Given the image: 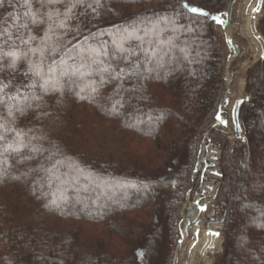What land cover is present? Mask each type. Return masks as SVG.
Wrapping results in <instances>:
<instances>
[{
  "label": "trees",
  "instance_id": "obj_1",
  "mask_svg": "<svg viewBox=\"0 0 264 264\" xmlns=\"http://www.w3.org/2000/svg\"><path fill=\"white\" fill-rule=\"evenodd\" d=\"M228 1L84 0L46 42L56 51L45 52L41 77L28 72L40 62L31 53L15 71H0L3 94L38 97L14 118L0 105L8 129L0 128V264L172 263L179 211L198 181L199 139L220 110L227 51L216 19ZM67 4L31 0L44 20L32 24L25 0H2L0 31L15 40L4 51L27 49L21 32L41 46L46 13L59 10L63 20ZM121 33L129 38L117 52ZM246 91L238 116L245 142L222 159L214 264H264V60L248 72ZM18 139L28 147L6 151Z\"/></svg>",
  "mask_w": 264,
  "mask_h": 264
},
{
  "label": "rangeland",
  "instance_id": "obj_2",
  "mask_svg": "<svg viewBox=\"0 0 264 264\" xmlns=\"http://www.w3.org/2000/svg\"><path fill=\"white\" fill-rule=\"evenodd\" d=\"M233 3L231 4V2ZM249 0H229L224 12L218 17L217 19V29L219 31V35L221 37L222 42L224 43L227 51V59L224 67V90L222 93L221 101H220V110H225V117L223 120L228 121V113L226 110V100H225V92L227 91L226 88V74H230L233 70L237 68L239 64H241L245 59L250 58L252 55L259 53V51H255L256 48L249 39L246 37V35L242 31V23L244 19V13H245V6L248 3ZM264 0H262L263 3ZM231 6V9L229 10V7ZM260 16L256 20V29L258 31V21L262 16L263 8L260 10ZM226 17L229 19V25L225 26V20ZM228 30V31H227ZM259 32V31H258ZM260 33V32H259ZM261 35V33H260ZM262 36V35H261ZM263 38V37H262ZM264 41V38H263ZM232 44L236 47V52L232 51ZM232 56V57H231ZM255 56V55H254ZM264 60V56L258 57L256 60H254L253 64L248 69L245 81H244V96L245 99L247 96H249L248 92L246 91V82H247V76L248 72L260 61ZM242 102V105L245 104L247 101ZM241 106V105H240ZM240 108V107H239ZM239 112V110H238ZM239 116V113H238ZM239 121V119H238ZM240 123V122H239ZM241 127V126H240ZM206 134V135H204ZM232 134H234V131L228 126H221L220 123H216L215 121H212L208 128L204 130L200 136L198 147L204 142V143H211V146L219 152L220 158V167L222 172L223 171V163L221 162L224 156V151L230 150L233 148L239 147L241 144L245 142V133L241 130L242 138H233ZM217 155V153H215ZM223 180V179H222ZM193 181V178H192ZM222 184V183H221ZM221 186V185H220ZM200 182H196V184L191 183L189 189L185 193L184 200L181 205V210H184L187 203H191V199L193 198L194 191L199 189ZM219 190L217 192V196L215 198H211V204L215 203L214 209L211 211L214 213L217 217H222L223 214V201L219 197ZM212 197V196H210ZM210 199V198H209ZM213 201V202H212ZM212 207H209V209ZM210 211H206L205 217H208ZM222 214V215H221ZM214 216V214H213ZM179 217L180 211H179ZM204 223V222H203ZM202 223V224H203ZM222 224L224 222H221ZM203 228V227H202ZM201 233V231H200ZM189 234H191V231H189ZM220 236L218 237V245L213 249H208L206 251V254L209 258L212 259V262L210 264H214L219 255H220V246L222 244V231L220 230ZM189 241H191L190 238L186 235V239H184V243L182 244L181 248L179 249V262L178 264H186V262H191V264H199L196 260V258L199 257V262L202 263L201 260H203L202 256L199 254L198 249L199 245H201V241L196 244V246L193 247V249H188L187 246H189ZM203 245H201L202 247ZM191 250H194L193 252ZM178 252V251H177ZM190 255H193L192 258H189Z\"/></svg>",
  "mask_w": 264,
  "mask_h": 264
},
{
  "label": "snow or ice",
  "instance_id": "obj_3",
  "mask_svg": "<svg viewBox=\"0 0 264 264\" xmlns=\"http://www.w3.org/2000/svg\"><path fill=\"white\" fill-rule=\"evenodd\" d=\"M0 2H2V0H0ZM39 2L41 4V7H45V6H54L57 4H62L64 3V0H39ZM95 3L97 4V6H100L101 0H95ZM25 4L29 8V11L25 12L24 16L28 17L32 24L43 23L44 20L42 18V15H38L37 12L31 11V7H32L31 0H25ZM83 4H84V0H68V4L66 6V11L64 13L63 20L58 19L60 16L59 10H53V11H49L48 13H46L47 19L49 21V25H48V30L45 33V36L42 38L41 46L31 47V42L34 41L36 37L28 36V38L25 39L24 34L21 32L19 33V35L16 36V39L20 41L21 45L28 46L27 49L21 50L19 48H12V50L4 51L3 45L8 44L9 41H12V44L15 45V40L13 39L12 33L9 31L8 28H4L2 31H0V38L6 37V39H3L2 43H0V71L5 70V68L15 71L17 67V62L20 59L28 58L29 53H31L33 55H39L40 62L35 63V64L32 62H29L28 72H30L33 76L41 77L42 76L41 65H42L45 52L49 51V48L51 49V51H56L55 47L48 45L46 42L51 40V34H54L55 27L64 28L65 22L71 19L73 10L77 8L78 6H83ZM90 6L91 5H89V7ZM190 11L193 13L199 12L202 15H207V13H203L201 12L200 9L195 8V7H192ZM213 19H216V17H213ZM17 20H19V17L17 18ZM15 26L16 25H13V27ZM27 27H28L27 22L19 24V28H27ZM128 38L129 37L125 33H121L113 41L114 45L116 46L117 52H124L126 50L123 46V42L127 40ZM7 58H10V62L7 64H4L3 61ZM104 70L108 71L107 68H105ZM28 72H26L25 75H27ZM49 72H51V69H49ZM38 83H39L38 81L34 82L30 84L28 87L35 88L37 87ZM7 87L8 85H0V105L8 108L9 117L14 118L15 113H19L20 115H23L28 109L33 107L32 100L38 99V97L34 95L31 97L28 95H24L22 99L18 98L17 96H6V94H3V93H4V89ZM39 87H41L45 91L47 90L44 84H39ZM93 91H95V89H93ZM8 101H14V103L11 104V106H9V104L7 103ZM0 128H4V125L0 124ZM4 131H8V129L4 128ZM23 135H24L23 133H19V132L17 133L18 138L22 137ZM4 139L5 137L3 135H0V140H4ZM27 147L28 145L24 144L22 140L18 139V141L15 142L14 145H9L6 151H11L13 153L19 154L21 153L22 149H25ZM32 150L36 151L38 149H36L35 146H32Z\"/></svg>",
  "mask_w": 264,
  "mask_h": 264
},
{
  "label": "bare ground",
  "instance_id": "obj_4",
  "mask_svg": "<svg viewBox=\"0 0 264 264\" xmlns=\"http://www.w3.org/2000/svg\"><path fill=\"white\" fill-rule=\"evenodd\" d=\"M233 1L231 2V4ZM260 7H261V0H249L248 3L245 6V15L242 23V31L246 35V37L249 39L251 44H253L256 48L255 52L256 54L252 55L250 58L245 59L241 64L237 66L235 70H233L230 74H226V88L227 91L225 92V100H226V110L228 113V121L227 126L228 128L232 129L234 131V134H232L233 138H238L240 136L239 134V125L237 123V115L240 105L245 99L244 96V81L245 76L250 68V66L253 64L254 60H256L258 57L264 56V41L260 33L256 29V20L260 16ZM231 9V6L229 7V10ZM228 31V30H227ZM232 51L236 52V47L232 44ZM232 57V56H231ZM192 210V211H191ZM189 211H191L189 213ZM184 214V224L187 223V221H192V218L197 215L196 209L193 208L191 204L187 205L185 210L183 211ZM204 212H200L198 214V224L194 226L192 229L196 230L199 228V222L203 220ZM208 236V237H206ZM202 237L203 239L208 240L209 247L205 244L204 247H199L198 252L202 256L203 260L202 263L199 262V257L196 258L198 260L197 262L199 264H210L212 262V259L209 258L206 254L207 248H215L218 245V238L206 235V232L202 231ZM203 241H201L202 244ZM194 250H192L193 252ZM193 255H190L189 258H192ZM187 264H191V262H186Z\"/></svg>",
  "mask_w": 264,
  "mask_h": 264
},
{
  "label": "built area",
  "instance_id": "obj_5",
  "mask_svg": "<svg viewBox=\"0 0 264 264\" xmlns=\"http://www.w3.org/2000/svg\"><path fill=\"white\" fill-rule=\"evenodd\" d=\"M206 135V134H204ZM217 153V155H215ZM219 152H217L212 146L211 143H202L199 148V157L198 160L201 165L202 179L200 181L199 189L194 191L193 198L191 199V203H187V205L191 204L194 209L197 211V215L192 218V221H187L184 224V215L180 221V231L182 233L181 240L178 244V249L181 248L184 243V239H186V235L191 239L189 241L188 249H193L194 246L200 241H203L201 245L202 247L205 244H208V240L203 239L202 231L206 232V235L218 238L220 235V228L222 227V217H217L214 213H212L215 203L211 204V198H215L217 196L218 189L222 183L223 175L220 167V158ZM222 162V161H221ZM212 196V197H210ZM210 198V199H209ZM213 202V201H212ZM209 207H212L209 209ZM186 208V207H185ZM184 208V210H185ZM183 210V211H184ZM212 211L209 213L208 217H205L206 211ZM192 211V210H191ZM189 211V213L191 212ZM200 212H204L203 220L199 222V228L196 230L192 229L196 224H198L197 218ZM214 214V216H213ZM204 222V223H203ZM203 223V224H202ZM203 227V228H202ZM191 231V234H189ZM201 231V233H200ZM208 237V236H206ZM209 247V245H207ZM200 247V245L198 246ZM210 247V249H213ZM207 248L206 250H208ZM192 251V250H191Z\"/></svg>",
  "mask_w": 264,
  "mask_h": 264
},
{
  "label": "water",
  "instance_id": "obj_6",
  "mask_svg": "<svg viewBox=\"0 0 264 264\" xmlns=\"http://www.w3.org/2000/svg\"><path fill=\"white\" fill-rule=\"evenodd\" d=\"M224 25L225 26H228L229 25V19H228V17H226V20H225V24ZM248 99H249V96L246 97L245 101H248Z\"/></svg>",
  "mask_w": 264,
  "mask_h": 264
}]
</instances>
